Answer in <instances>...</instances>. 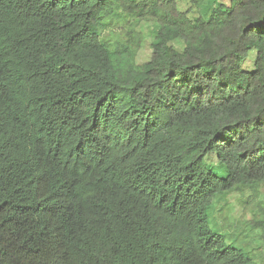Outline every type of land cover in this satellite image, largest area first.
Returning <instances> with one entry per match:
<instances>
[{
  "label": "trees",
  "instance_id": "1",
  "mask_svg": "<svg viewBox=\"0 0 264 264\" xmlns=\"http://www.w3.org/2000/svg\"><path fill=\"white\" fill-rule=\"evenodd\" d=\"M263 189L264 0H0V264H257L208 211Z\"/></svg>",
  "mask_w": 264,
  "mask_h": 264
},
{
  "label": "rangeland",
  "instance_id": "2",
  "mask_svg": "<svg viewBox=\"0 0 264 264\" xmlns=\"http://www.w3.org/2000/svg\"><path fill=\"white\" fill-rule=\"evenodd\" d=\"M189 7V5H188ZM187 8V6H186ZM191 9V18H206L208 16L207 8L201 6ZM144 45L138 56V62L144 63L151 56L152 35L155 32V26L151 23L143 24L140 27ZM111 29L109 34L115 37ZM253 61L248 60L245 63V69L251 70ZM213 166V172L217 176H225L226 170L223 166H216L214 159L210 160ZM264 208V189L261 190L260 197H252L249 191L243 194H232L222 197L215 201L208 211L210 226L219 235L223 236L227 244L236 249H240L246 255L251 257L257 264H264V239L261 237V231L253 226V222L261 219Z\"/></svg>",
  "mask_w": 264,
  "mask_h": 264
}]
</instances>
